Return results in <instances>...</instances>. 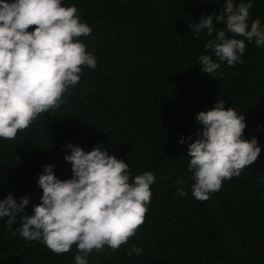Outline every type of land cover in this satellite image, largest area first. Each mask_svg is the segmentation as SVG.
<instances>
[{
	"label": "trees",
	"instance_id": "1",
	"mask_svg": "<svg viewBox=\"0 0 264 264\" xmlns=\"http://www.w3.org/2000/svg\"><path fill=\"white\" fill-rule=\"evenodd\" d=\"M76 5L92 33L80 37L97 59L82 66L79 83L63 103L41 113L12 140L0 138V199L31 196L17 214L12 235L0 220V264H75V245L56 254L40 241L20 237V217L40 203L37 184L45 165L71 178L68 143L97 145L129 163L132 176L151 171V201L144 222L126 245L105 246L89 264H264V47L247 43L242 63L221 64L214 78L200 70L209 39L189 24L217 15L223 0H63ZM252 19L264 25V0H254ZM36 26H30V29ZM216 27H224L223 24ZM231 35V34H230ZM242 38V37H241ZM225 107L244 114V138H258L261 154L239 176L222 181L207 200L193 197L187 144L201 130L196 113ZM181 135L187 141L180 143ZM184 188L185 196L176 195ZM143 248L128 255L130 246Z\"/></svg>",
	"mask_w": 264,
	"mask_h": 264
},
{
	"label": "clouds",
	"instance_id": "2",
	"mask_svg": "<svg viewBox=\"0 0 264 264\" xmlns=\"http://www.w3.org/2000/svg\"><path fill=\"white\" fill-rule=\"evenodd\" d=\"M253 4L254 0H223L218 15H202L199 22L189 24L197 37L202 32L209 37L204 45L208 54L197 61L202 72L214 78L221 64L242 63L247 43L264 47V25L251 18ZM220 24L224 27H216ZM91 33L76 5H65L63 0H0V138L14 139L41 113L59 108L64 94L79 83L82 66L96 68L95 55L79 39ZM225 105L217 99L214 107L196 113L202 127L187 144V172L198 200L209 199L222 181L239 176L261 154L258 138H244V114ZM187 141L181 135L180 143ZM64 147L71 150L64 155L71 163V178H59L53 164L44 166L37 179L40 203L33 205L31 215L20 217L18 234L44 243L56 254L75 245V264H89L93 250L108 246L115 251L136 234L156 176L151 171L132 176L129 163L101 145L91 150L72 143ZM258 182L264 183V177ZM175 194L187 192L181 187ZM30 201L26 194L17 202L9 192L0 199V220L7 217L12 230L17 214L26 213ZM142 252L133 244L128 255Z\"/></svg>",
	"mask_w": 264,
	"mask_h": 264
}]
</instances>
